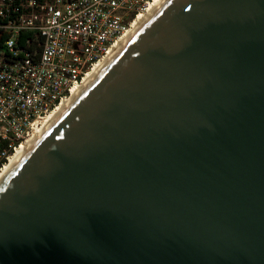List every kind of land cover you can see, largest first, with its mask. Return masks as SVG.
Here are the masks:
<instances>
[{"label": "water", "instance_id": "95a60500", "mask_svg": "<svg viewBox=\"0 0 264 264\" xmlns=\"http://www.w3.org/2000/svg\"><path fill=\"white\" fill-rule=\"evenodd\" d=\"M0 264H264V0H166L0 183Z\"/></svg>", "mask_w": 264, "mask_h": 264}, {"label": "built area", "instance_id": "2783aa9c", "mask_svg": "<svg viewBox=\"0 0 264 264\" xmlns=\"http://www.w3.org/2000/svg\"><path fill=\"white\" fill-rule=\"evenodd\" d=\"M153 0H0V171Z\"/></svg>", "mask_w": 264, "mask_h": 264}, {"label": "bare ground", "instance_id": "6f19581e", "mask_svg": "<svg viewBox=\"0 0 264 264\" xmlns=\"http://www.w3.org/2000/svg\"><path fill=\"white\" fill-rule=\"evenodd\" d=\"M166 0H153L147 9L139 13L131 23L130 28L116 41L107 51L106 55L98 62L94 63L92 68L88 70L81 83L74 86L68 97L63 99L56 107L48 112V114L34 127L30 136H28L20 146L10 155L4 167L0 171V183L8 175V173L19 163L35 142L45 133V131L54 123L58 116L71 104L84 88L94 79L105 64L113 58L114 55L134 36L137 30L150 18V16L161 6Z\"/></svg>", "mask_w": 264, "mask_h": 264}, {"label": "trees", "instance_id": "16d2710c", "mask_svg": "<svg viewBox=\"0 0 264 264\" xmlns=\"http://www.w3.org/2000/svg\"><path fill=\"white\" fill-rule=\"evenodd\" d=\"M4 39H5V34H4L3 30L0 28V53L3 50Z\"/></svg>", "mask_w": 264, "mask_h": 264}]
</instances>
